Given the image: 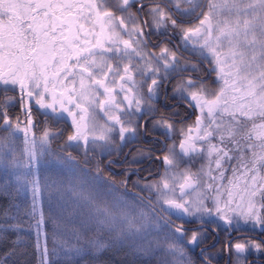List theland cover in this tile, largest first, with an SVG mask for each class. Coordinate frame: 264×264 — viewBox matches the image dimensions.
<instances>
[{"label":"snow or ice","instance_id":"obj_1","mask_svg":"<svg viewBox=\"0 0 264 264\" xmlns=\"http://www.w3.org/2000/svg\"><path fill=\"white\" fill-rule=\"evenodd\" d=\"M113 245L264 255V0H0V264Z\"/></svg>","mask_w":264,"mask_h":264},{"label":"trees","instance_id":"obj_2","mask_svg":"<svg viewBox=\"0 0 264 264\" xmlns=\"http://www.w3.org/2000/svg\"><path fill=\"white\" fill-rule=\"evenodd\" d=\"M127 253H128V258L130 260H128V261L125 260L126 262H123L124 260H122V259L120 261L118 259H114V261H113L110 258L111 264H133L132 263L133 257H134L133 254L131 252H129L128 250H127ZM58 258H60V257H58ZM122 258H123V256H122ZM24 259L26 261V264H36V261H35L34 257L32 256L31 249H29V254ZM100 260H101L102 263H105V262H107L108 258L101 256ZM103 261H105V262H103ZM140 264H141V262H140Z\"/></svg>","mask_w":264,"mask_h":264},{"label":"flooded vegetation","instance_id":"obj_3","mask_svg":"<svg viewBox=\"0 0 264 264\" xmlns=\"http://www.w3.org/2000/svg\"><path fill=\"white\" fill-rule=\"evenodd\" d=\"M128 149H125V152H127ZM116 171H119V169H115ZM135 179V177H133ZM196 252H199V249H196ZM250 259L255 260L256 264H264V255L257 254L255 256L250 257ZM224 260L220 261V264L224 263Z\"/></svg>","mask_w":264,"mask_h":264},{"label":"rangeland","instance_id":"obj_4","mask_svg":"<svg viewBox=\"0 0 264 264\" xmlns=\"http://www.w3.org/2000/svg\"><path fill=\"white\" fill-rule=\"evenodd\" d=\"M125 256V255H124ZM125 259V258H124ZM126 260V259H125ZM123 262H126V261H123ZM136 263H139L140 264V258H137L136 259Z\"/></svg>","mask_w":264,"mask_h":264}]
</instances>
